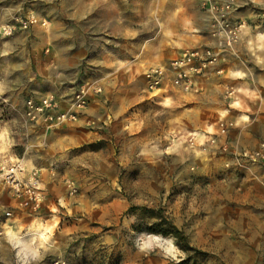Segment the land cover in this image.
Masks as SVG:
<instances>
[{"label":"rangeland","instance_id":"rangeland-1","mask_svg":"<svg viewBox=\"0 0 264 264\" xmlns=\"http://www.w3.org/2000/svg\"><path fill=\"white\" fill-rule=\"evenodd\" d=\"M199 10L195 0H0V153L56 177L36 213L2 193L12 215L0 214V264H170L134 241L176 230L183 264H263L264 242L243 227L248 207L264 215L245 199L264 198V0H242L245 54L218 93L147 88L150 66L198 44ZM82 89L77 120L26 119L28 96L53 94L67 109ZM253 118L256 147L235 150L231 131ZM37 218L45 238L30 240Z\"/></svg>","mask_w":264,"mask_h":264},{"label":"built area","instance_id":"built-area-1","mask_svg":"<svg viewBox=\"0 0 264 264\" xmlns=\"http://www.w3.org/2000/svg\"><path fill=\"white\" fill-rule=\"evenodd\" d=\"M202 12L207 15V32L212 39L209 45L197 46L171 58L168 62L150 66L146 70L148 90L153 97L160 92L201 90L199 77L214 67L221 74L226 68L230 54H234L242 33L249 26L247 19L237 16L240 0H195ZM29 23L35 21L32 16ZM27 25V22H24ZM87 105L85 89L79 91L67 109L61 107L53 94L42 97L28 96L25 100V117L31 123L54 126L77 120L79 108ZM224 122L221 123L223 127ZM225 131V128H222ZM46 186L40 169L29 168L25 159L15 154L0 153V214L11 216L7 209L10 202L4 201L2 193L7 191L15 204L29 213L38 212L45 202ZM10 218V217H7ZM7 223L0 222V251L6 233ZM60 264V262H58ZM264 264V257H263Z\"/></svg>","mask_w":264,"mask_h":264},{"label":"crops","instance_id":"crops-1","mask_svg":"<svg viewBox=\"0 0 264 264\" xmlns=\"http://www.w3.org/2000/svg\"><path fill=\"white\" fill-rule=\"evenodd\" d=\"M197 3V2H196ZM240 4L242 7V0H240ZM198 6V4H197ZM199 7V6H198ZM240 10L236 13L237 16H241L242 13L244 12V10ZM200 11V10H199ZM201 12V17H200V22L199 24L196 26V29L201 31L202 33L200 40L198 41V44L195 46H202V45H209L212 43V39L210 38L208 32H207V25H208V19H207V15L202 11ZM251 29H247L242 33V37L240 40V43L238 44L235 53L234 54H230L228 60L226 61V68L224 70L223 73L219 74L216 71V68L212 67L210 69H208L203 75H201L199 77V83L200 86L202 88L201 90V94H203L204 96L207 95V97L209 96H214L215 93H218V91L220 90V86L224 85L225 83L222 81L224 78V73L228 70H231L233 68V66L237 63L236 59H240V61H242L241 59L243 58V54H245L244 52V45H245V38L248 34L247 31H250ZM260 35V33H259ZM263 35V34H262ZM248 116V115H247ZM256 119V118H255ZM254 118L252 120H244L243 122V126H246V129H234L233 131H231V135H230V144L231 146L235 149V150H242V149H253L256 147L259 138L257 136H255L254 134H252V132L249 130V127L253 124H255L256 120ZM195 132V131H194ZM56 170V169H55ZM51 174V173H50ZM52 175V174H51ZM49 177V180L47 178H42L46 188L49 190L50 188H52L53 183L56 184V177L51 176ZM256 192H248L247 195L245 196V199H247V202H251V203H256V206H263L264 207V198L263 195L262 197H259ZM261 193V192H260ZM264 194V193H263ZM254 207H248L245 211H246V216H249V218H245L243 220H245L246 225H244L243 229V233L246 236L247 239H251L253 237L256 238H260L261 241L264 242V215L262 216V214L258 213L256 214L253 211ZM264 212V211H263ZM40 218H37L34 222V224L28 229L27 233H31L33 229L39 227L38 226V222H36L37 220H39ZM41 221V229L44 232L43 229L44 228V224L42 219ZM0 222H3V220H0ZM10 230V231H9ZM8 233L10 234V236L13 237V234L15 233L11 228H9ZM14 232V233H13ZM44 235V234H43ZM37 237V236H36ZM45 238V235H44ZM2 249V248H1ZM36 249V248H35ZM37 252V250H36ZM36 254V253H35Z\"/></svg>","mask_w":264,"mask_h":264},{"label":"clouds","instance_id":"clouds-1","mask_svg":"<svg viewBox=\"0 0 264 264\" xmlns=\"http://www.w3.org/2000/svg\"><path fill=\"white\" fill-rule=\"evenodd\" d=\"M162 239L166 240V244L161 245L158 243ZM134 243L137 249L145 254L162 249L163 257L170 264H183L188 258L187 254L183 252V249L177 243V238L172 234H169L167 237H162L158 234L149 235L147 233H141L137 235ZM24 264H28V261H25Z\"/></svg>","mask_w":264,"mask_h":264},{"label":"bare ground","instance_id":"bare-ground-1","mask_svg":"<svg viewBox=\"0 0 264 264\" xmlns=\"http://www.w3.org/2000/svg\"><path fill=\"white\" fill-rule=\"evenodd\" d=\"M41 219H39V220H37L36 222H38V226L39 227H37V228H35L34 229V231L32 230V232L31 233H27L29 236H30V240H32L33 238H34V235L35 234H40L41 236H43V234H44V232L42 231V229H41V221H40ZM10 231V230H9ZM26 242V241H25ZM23 245H24V243H23ZM25 248V247H24ZM26 249V248H25ZM22 250V249H21ZM23 253H24V251H23Z\"/></svg>","mask_w":264,"mask_h":264},{"label":"trees","instance_id":"trees-1","mask_svg":"<svg viewBox=\"0 0 264 264\" xmlns=\"http://www.w3.org/2000/svg\"><path fill=\"white\" fill-rule=\"evenodd\" d=\"M160 232L165 233V234L170 233L169 231H165V230H161ZM175 233H176V234H175L176 236H177V235H180V234H179V233H180L179 230H176Z\"/></svg>","mask_w":264,"mask_h":264}]
</instances>
